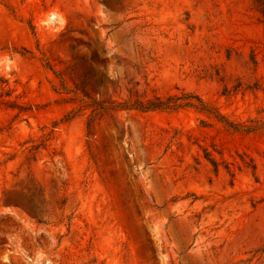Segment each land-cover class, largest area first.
<instances>
[{"label": "rangeland", "instance_id": "374dc122", "mask_svg": "<svg viewBox=\"0 0 264 264\" xmlns=\"http://www.w3.org/2000/svg\"><path fill=\"white\" fill-rule=\"evenodd\" d=\"M0 264H264L257 0H0Z\"/></svg>", "mask_w": 264, "mask_h": 264}, {"label": "trees", "instance_id": "16d2710c", "mask_svg": "<svg viewBox=\"0 0 264 264\" xmlns=\"http://www.w3.org/2000/svg\"><path fill=\"white\" fill-rule=\"evenodd\" d=\"M259 2V6L261 9L262 14L264 15V0H257ZM199 99V98H198ZM201 101V99H199ZM186 104H189L191 106L197 107L201 110H206L204 107L196 106L194 102L188 101ZM180 106V104H177ZM135 108L146 111V110H155V109H171L175 108V106H171L168 101H163L160 98H157L156 101L154 100H148L147 102H139Z\"/></svg>", "mask_w": 264, "mask_h": 264}]
</instances>
